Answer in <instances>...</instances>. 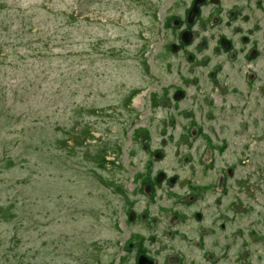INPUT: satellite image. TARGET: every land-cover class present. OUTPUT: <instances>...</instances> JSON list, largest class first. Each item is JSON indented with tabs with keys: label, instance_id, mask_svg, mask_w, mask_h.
<instances>
[{
	"label": "rangeland",
	"instance_id": "1",
	"mask_svg": "<svg viewBox=\"0 0 264 264\" xmlns=\"http://www.w3.org/2000/svg\"><path fill=\"white\" fill-rule=\"evenodd\" d=\"M193 1L0 0V264H264V0Z\"/></svg>",
	"mask_w": 264,
	"mask_h": 264
},
{
	"label": "flooded vegetation",
	"instance_id": "2",
	"mask_svg": "<svg viewBox=\"0 0 264 264\" xmlns=\"http://www.w3.org/2000/svg\"><path fill=\"white\" fill-rule=\"evenodd\" d=\"M195 1L196 0H194L193 1V5H194V3H195ZM207 2H211V3H213L214 4V6H213V8H212V11H211V13L213 14V15H210V17H211V19H213L214 21H217L218 23L216 24V25H218V26H220L221 25V23H224L225 22V24H226V26H230V25H232V24H236V23H234V21L236 20V19H239V18H246L247 17V15H248V12H245V10H243V7L244 6H242V7H240L239 9H236V8H234L235 9V11H232V13L231 14H225V13H223L222 12V10H220V12L219 11H217V10H215V8H217V7H220V4H221V2L219 1V0H203L199 5H198V11H199V9H200V6H203L204 5V3H207ZM193 5L191 6V8L193 7ZM196 16H194V18H195ZM194 18L192 19V17H190L189 15H187L186 17H185V22H186V25H187V27H190V26H192L193 25V20H194ZM225 18V21H223V19ZM174 21V25L177 27V25L178 24H181L180 22H182L183 20H180V19H176V20H173ZM183 23V22H182ZM182 27V25H180V29H179V35H180V38H187V40H186V42L187 43H189V41H191V38L193 37V35H194V33L192 34V32L188 29V28H186V27H183V28H181ZM233 28H234V32L233 33H227V32H223V31H221V32H218V35L217 36H215L214 38V46H217V49L219 48V49H222V48H232V49H226V50H228V51H231V53H236V54H238L237 56H240V53H237L233 48H235V41H237V37H236V35L237 34H239L240 36H239V40H240V42L242 41V42H245L244 44H245V46H247L246 47V51H245V53H247L248 54V58H250V59H255L256 58V56H258L261 52H260V49H259V47L257 46V44H255V46H252V43H253V39L251 38V36L249 35V33H251L252 31H251V29H249L250 27H245L244 28V31H246V33H247V35H242V32H241V28L240 27H238V26H233ZM183 32H189V34H188V37H185V35H183ZM234 38V39H233ZM225 44H227V46L228 47H226V45ZM176 47H177V45H176V43L174 44ZM179 45V44H178ZM224 48V49H225ZM172 49V48H171ZM178 50V49H177ZM226 50H223L222 52H226ZM174 51H176V49L174 50ZM177 52V51H176ZM226 53H228V52H226ZM236 59V58H235ZM253 59V60H254ZM237 61L239 60V57L236 59ZM175 96L177 95V96H180V97H182L183 95H184V92L182 91V89H180V90H178V89H176V91H175ZM175 99H177V98H175ZM242 114H244V113H242ZM244 116V115H243ZM242 118H244V117H242ZM247 122V121H246ZM220 150H222V149H220ZM231 168L230 167H227V170L229 171ZM162 173V172H161ZM160 173V174H161ZM163 174V173H162ZM163 176V175H162ZM190 198L192 199L193 198V196H190ZM217 207L219 206V204L218 205H216ZM229 211H230V209H227V211L226 212H222L220 209H218L216 212H214V216H217V219L218 218H220L221 216H222V218L223 219H225V220H227V219H231L232 218V214H230L229 213ZM184 215V214H183ZM188 215H189V213H188ZM193 215H194V219L196 220V225L197 224H199L200 223V221L202 220V219H204L205 217H206V213L204 212V211H196V212H193ZM231 215V216H230ZM214 219V218H213ZM218 221V220H217ZM214 222V221H213ZM212 230H215V228L214 227H210V228H208V229H206V230H204V231H206L207 233H204V232H202V234L200 235V237H198L197 238V242H194V243H196V248L198 249L199 247H204L203 248V255L205 256V257H207V258H210V260L212 259V260H220V259H223L226 255H229L230 254V256H229V258H231V253L229 252V250H230V247H232V243L230 242V244H227V245H225V246H223L221 243H220V241L219 242H214V245H217V244H219V247L220 248H215L213 245H211V244H208V246H206V242H205V240H204V237H206L207 236V238H208V236H210L209 234L210 233H213V231ZM210 233H209V232ZM185 236V235H184ZM189 239H192V238H189ZM230 246V247H229ZM224 251H227L225 254H223L224 253ZM144 253V254H143ZM229 253V254H228ZM140 255H145L146 257H148L149 255H147L146 253H145V251L144 252H142V254H140ZM140 255H138V256H140ZM137 256V257H138ZM151 257V258H150ZM149 258L151 259V260H153L154 261V264H157L158 263V258H156V257H152V256H149ZM138 259V258H137ZM166 259V258H165ZM165 259H163V261H165ZM174 261V262H173ZM173 261L171 262L170 261V264H186L187 262H192V261H194L193 259H191V257H180V256H176V258H173ZM167 263H168V261H166ZM135 264H137V260L134 262Z\"/></svg>",
	"mask_w": 264,
	"mask_h": 264
},
{
	"label": "water",
	"instance_id": "3",
	"mask_svg": "<svg viewBox=\"0 0 264 264\" xmlns=\"http://www.w3.org/2000/svg\"><path fill=\"white\" fill-rule=\"evenodd\" d=\"M203 0H196L195 1V3H194V5H193V7L191 8V13H190V17H192V15L195 13H198V5L202 2ZM185 34L187 35L188 33H186L185 32ZM185 40H187V38H185ZM226 45V47H228L227 46V44H225ZM171 48L173 49V50H175V48H176V46L174 45L173 47L171 46ZM181 96V95H180ZM180 96H177L176 95V98L178 99V98H180ZM163 174L161 173L160 175H159V177L158 178H161V176H162ZM133 216L131 215V218H132ZM138 259H137V264H153V262H152V260L149 258V257H146L145 255H140V256H138L137 257Z\"/></svg>",
	"mask_w": 264,
	"mask_h": 264
},
{
	"label": "trees",
	"instance_id": "4",
	"mask_svg": "<svg viewBox=\"0 0 264 264\" xmlns=\"http://www.w3.org/2000/svg\"><path fill=\"white\" fill-rule=\"evenodd\" d=\"M3 215V214H2Z\"/></svg>",
	"mask_w": 264,
	"mask_h": 264
}]
</instances>
